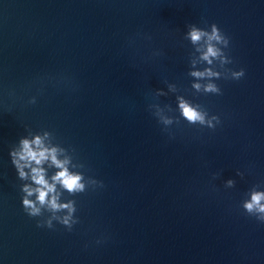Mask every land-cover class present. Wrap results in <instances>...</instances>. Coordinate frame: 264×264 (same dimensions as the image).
Here are the masks:
<instances>
[{
  "label": "water",
  "instance_id": "water-1",
  "mask_svg": "<svg viewBox=\"0 0 264 264\" xmlns=\"http://www.w3.org/2000/svg\"><path fill=\"white\" fill-rule=\"evenodd\" d=\"M212 24L229 40L223 66L188 35ZM205 67L220 78L191 76ZM181 99L204 123L182 117ZM37 135L82 176L83 192L57 186L70 230L23 210L31 181L9 151ZM253 189L264 0H0V264H264V222L242 207Z\"/></svg>",
  "mask_w": 264,
  "mask_h": 264
},
{
  "label": "clouds",
  "instance_id": "clouds-1",
  "mask_svg": "<svg viewBox=\"0 0 264 264\" xmlns=\"http://www.w3.org/2000/svg\"><path fill=\"white\" fill-rule=\"evenodd\" d=\"M211 31H205L197 27H192L188 33L193 44L201 41L202 47L197 51L201 53L200 59L208 66H212L214 61L220 65H225L231 60L225 55L223 49L228 47V38L218 29L215 24L209 26ZM244 75L243 69L232 72L233 79H239ZM191 76L202 78H220L218 71H213L211 67H205L203 71H193ZM193 88L200 91L202 85L193 84ZM205 93L219 94V87L212 82L203 85ZM199 105L193 106L190 102L181 99L179 109L181 115L190 123H204V115L199 111ZM169 123L168 120L164 121ZM49 133L45 132L44 137ZM62 149L56 146L46 145L45 139L41 136H34L32 139L20 138L18 147L9 151L11 164L14 166L18 178L20 180H30L31 183H25L21 186V204L23 210L29 217H40L42 209L52 213L51 217L42 222H38L37 226L53 227V220H57L60 224L69 230L72 227L70 223L71 213L75 211L74 203L69 201L66 204L59 203L60 193L57 186L66 190L69 194L84 191V185L81 183L82 176L69 170L67 167L69 161L67 159L58 158ZM47 168H55L57 171L49 178ZM27 169V171H25ZM232 184V181L228 182ZM34 197V199H33ZM242 207L249 215L256 216L257 220L264 222V191L251 190L249 199L243 202ZM67 210L69 215L62 219L56 213Z\"/></svg>",
  "mask_w": 264,
  "mask_h": 264
}]
</instances>
